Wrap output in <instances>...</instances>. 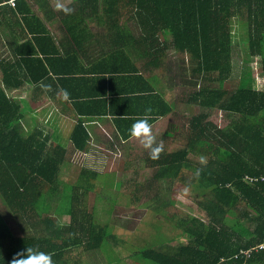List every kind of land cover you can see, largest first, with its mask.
Instances as JSON below:
<instances>
[{"label":"trees","instance_id":"obj_1","mask_svg":"<svg viewBox=\"0 0 264 264\" xmlns=\"http://www.w3.org/2000/svg\"><path fill=\"white\" fill-rule=\"evenodd\" d=\"M9 1L0 0V6ZM75 7L76 14L67 16L64 23L71 38L75 42H86L91 36L106 40L111 51L92 70L84 69L82 78L69 79L71 71L59 72L51 59L36 57L32 42L24 43L23 51L18 48L22 64L16 52L0 63V205L4 208L0 209V264H11L18 252L29 247L51 254L54 264H91L88 258L99 252L107 264L121 262H116L112 251L106 255L108 239L115 240L116 235L108 226H98L85 209L81 186L59 187L67 152L60 143L48 146L52 136H45L44 127L36 122V114L43 113L40 95L27 90L19 100L8 95L6 89L15 91L23 85L18 67L27 69L25 82L34 88L47 79L53 81L49 98L60 97L79 115L71 135L77 150H87L91 138L84 120L99 116H112L119 138L129 142L132 125L147 115L157 145L169 140L183 145L174 152L162 150L157 159H151L140 143L137 149L142 154L134 158L147 162L158 181L167 179L172 186L177 182L186 186L183 178L193 170L192 185L201 196L212 197L204 207L210 220L195 216L179 220L187 245L174 252L140 248L130 260L136 264H264V88L256 90L248 84L233 91L225 88L239 46L234 43V19L246 32L250 55L261 59L264 77V0H77ZM26 18L28 27L32 22L41 25L31 31L37 46L55 40L39 17ZM70 21L83 24L84 32L70 27ZM96 24L106 28V34H93L90 29ZM171 48L189 58L188 67L181 71L192 77L190 84L195 86L187 104L193 114L195 106L204 110L184 125L183 140L177 134L182 125L173 123L165 131L157 126L163 119L171 122L177 108L145 74L160 68ZM27 49L35 54L24 55ZM95 73L100 77H91ZM84 84L90 85L81 88ZM214 110L231 115L234 123L220 128L210 120ZM27 116L33 118L34 126L29 133L22 126ZM57 131L53 124V132ZM97 176L91 172L93 178L82 177ZM60 188L56 210L44 215L49 196ZM81 188L84 194L93 189L89 184ZM241 205L245 220L237 212ZM174 207L170 200L159 213L174 219L178 215L170 213ZM65 217L69 224L62 222Z\"/></svg>","mask_w":264,"mask_h":264},{"label":"rangeland","instance_id":"obj_2","mask_svg":"<svg viewBox=\"0 0 264 264\" xmlns=\"http://www.w3.org/2000/svg\"><path fill=\"white\" fill-rule=\"evenodd\" d=\"M13 1L15 3V0ZM61 2L65 5H62L61 9L67 8L68 5ZM131 26L133 27V23ZM92 29L98 36L106 34L107 30L97 24ZM233 33L234 43L239 46L234 52L233 70L225 88L233 91L241 85L248 84L256 90L262 91L264 88L263 65L260 58L250 55L246 32L239 24L238 19H234ZM169 42L171 43L172 40ZM187 65H189V58L182 57L171 48L167 53L166 61L160 68H151L152 70H146L145 73L149 78H152V82L158 90L164 93L169 101L176 106L178 112L173 118L175 123L182 125L181 129L177 131L181 140L185 138L182 136V131L188 120L194 114L204 112L199 106H195L193 114L191 106L186 102L195 91L193 83L190 84L192 77H186L181 72L182 69L188 67ZM6 90L9 96L18 100L24 91L23 89L15 93L12 89ZM43 99L41 97V101ZM51 103L48 101L41 105L43 115L36 114V122L44 127L45 136L48 137L53 136L55 132H53L55 118L59 127H64V136L57 134L48 142V146L51 148L60 143L66 152L68 150L65 163L62 166L59 187L63 188V185L86 187L88 184L92 186L93 189L85 194L84 188L80 187L79 194L85 209L92 212L96 224L102 227L108 226L116 235L115 240L108 239L106 255L112 251L116 262L121 261L119 264H136L130 260V255L140 248H164V250L174 252L180 246L188 243V241L182 240L181 236L184 235L185 228L180 225L179 220L195 216L209 222L210 217L204 207L212 197L211 195L201 196L196 187L192 185L193 178L196 176L193 170H190L189 175L183 178L186 186L178 182L172 186L167 179L158 181L155 177V170L147 162L134 158L136 155L142 154L137 149L140 140H135L130 147L129 143L123 144L119 140L116 141L112 138L113 133L110 126L100 129L102 131L100 137L92 144V148L96 149L100 153L99 155L76 152L70 143L74 120L62 110L60 105L55 107L50 105ZM44 110L49 113L46 115L47 112H45L44 114ZM210 120L220 128H228L234 123L235 118L225 112L214 110ZM22 126L24 131L29 133L34 127L33 118L27 116ZM179 142V140L166 141L163 150L174 152L183 148ZM105 146H111L115 153L105 150ZM91 172H96L97 178L85 180L87 177H91ZM83 175L87 177H82ZM116 183H120V186L116 187ZM61 192L60 188L59 191L49 196V209L43 213L44 215L54 213L59 203L57 194H61ZM67 194H71V191H67ZM170 200L175 202V207L170 210V213L178 212L174 219L159 213V210L165 209L169 205ZM240 207L237 212L242 214L245 206L241 205ZM0 209L4 211L2 205H0ZM240 217L245 220L243 214ZM12 221L14 222V220ZM62 222L69 224L70 219L65 217ZM17 224L23 225L19 222ZM246 224H248V220H246ZM19 234H23V231L21 230ZM117 251L119 255H117ZM80 256L83 257L82 254ZM119 257L122 259L120 260ZM88 259L91 264L108 263L100 252L97 257L92 256Z\"/></svg>","mask_w":264,"mask_h":264},{"label":"crops","instance_id":"obj_3","mask_svg":"<svg viewBox=\"0 0 264 264\" xmlns=\"http://www.w3.org/2000/svg\"><path fill=\"white\" fill-rule=\"evenodd\" d=\"M19 1L20 0H16L15 1L16 5H14L12 0H10L9 2L0 6V63L1 62L3 63L4 60H9L13 58L15 56V52L17 57L16 59H19L20 55L18 54V48L21 46L22 49L23 48L22 45L24 43L32 42V45L36 48L35 50L37 51L36 57H39L41 59L44 58L43 60L51 59L53 61V64H55L57 71L60 72L63 70L65 71L69 70L72 72L71 74L72 76H68L69 79L73 77L79 79L83 77L84 69L89 71L92 70L93 65L102 62L111 53L109 43L106 40L93 38L91 36V38H88L86 42H82L80 39H78V41L75 42L71 38V34L64 23L65 21H68V18H66L67 16L76 14L77 7H75V1L77 0H25V2H19ZM61 1L67 4L68 5L67 8L72 9V11L69 13H65L63 9L58 8L57 7L58 4L64 5ZM69 1H70V5H69ZM71 4L73 5L71 6ZM61 10L63 11L61 12ZM30 15L37 16L42 20L41 23L42 24L44 23V25L48 30L47 32H49L50 35L55 37L54 41L50 40V41H46L45 43L42 42L41 46L36 45V42L33 40V37L35 36L33 35V33L31 34V31L34 30L35 32L38 28L39 29L41 28V25L38 24L37 22H32L30 23V27H28L26 25L25 19H27L26 17H30ZM71 24L72 21H70V27L74 28L77 32H81V31L84 32L85 26L83 24L81 23L75 25L73 24L71 25ZM92 28L90 29V31L93 34H95ZM40 32H43V30H41ZM23 50L24 49H22V51ZM32 51L33 50L27 49L24 55L27 54L29 55ZM32 53L35 54V51H33ZM70 58H72L71 63L69 60ZM18 63L22 64L21 59L18 60ZM74 72L76 73V76H73ZM16 73L19 74L20 76L19 79L23 81V85L20 87L22 89L15 88V93H17L16 91H21L24 89L23 93H26L25 91L27 90L29 92H33V93L35 92V94L40 95L39 97H43L44 98L42 100L43 103L49 101L52 102L50 105H53L55 107H58L60 105L62 110L67 115H69L70 118L74 120L73 122L75 124L71 131V135H72L74 128L80 117L76 113V111L72 109L68 103L65 104L64 100H62L60 97L54 96L53 98H49V96L47 95L49 85H55V83L53 81L50 83L48 82L47 79L45 82L41 84L40 87L34 88L31 85H29L28 82L27 83L25 82L26 79L25 74L28 75V71L26 68L25 70H23V68L18 67ZM23 74L25 75V78ZM90 75L93 78L100 77L99 76L100 74L97 73ZM49 79H53V78L50 77ZM87 85L89 86L90 84H84L81 85L80 87L87 88L88 87ZM75 87L79 89V86L77 85L76 81H75ZM91 88H94V86H92ZM105 91L106 90H102L101 92H105ZM177 112L178 111L176 110V113L173 114H177ZM65 113L63 114V117ZM173 114L171 113L172 117H174ZM113 119L114 118L112 116H109L108 118L106 117L102 118L99 116V117H90L85 119L84 122L91 137L88 149L85 151L77 150L72 143L71 135H70V143L74 147V150L80 153H85V154L91 153V154L99 155L100 153L96 149L92 148V144L100 137L102 133L100 129H104L106 126L108 128L110 126L113 133L112 138L114 140L116 141L119 140L123 144L129 143V147H130L131 143H133L137 139L133 138L129 142L122 141L119 138V134L116 130V127L114 126ZM53 122H54V127L58 128L57 134H60V136L62 135L64 136L63 134L64 127L63 126L59 127L56 118L53 120ZM160 122L157 124V126H159L160 128H164V131L167 130L168 127L172 126L171 124L175 123L174 118L171 120V122H170V118H167V120L163 119L162 123ZM57 134L54 133L53 136ZM105 150L112 151L115 153V150L111 146H105Z\"/></svg>","mask_w":264,"mask_h":264},{"label":"clouds","instance_id":"obj_4","mask_svg":"<svg viewBox=\"0 0 264 264\" xmlns=\"http://www.w3.org/2000/svg\"><path fill=\"white\" fill-rule=\"evenodd\" d=\"M58 8H62V5H57ZM65 13H69L72 9L63 8ZM150 113L152 110L149 108L146 110ZM130 136L140 140L144 149L149 150L150 158L157 159L163 145H157L155 137L152 134V125L149 123V118L146 115L142 119H138L130 129ZM11 264H54L52 255L45 253L34 248H26L18 252L11 261Z\"/></svg>","mask_w":264,"mask_h":264},{"label":"built area","instance_id":"obj_5","mask_svg":"<svg viewBox=\"0 0 264 264\" xmlns=\"http://www.w3.org/2000/svg\"><path fill=\"white\" fill-rule=\"evenodd\" d=\"M15 1H16V0H15ZM12 2H13V4H14V5H16V4L14 3V1H13V0H12Z\"/></svg>","mask_w":264,"mask_h":264},{"label":"bare ground","instance_id":"obj_6","mask_svg":"<svg viewBox=\"0 0 264 264\" xmlns=\"http://www.w3.org/2000/svg\"><path fill=\"white\" fill-rule=\"evenodd\" d=\"M19 46V45H18Z\"/></svg>","mask_w":264,"mask_h":264}]
</instances>
